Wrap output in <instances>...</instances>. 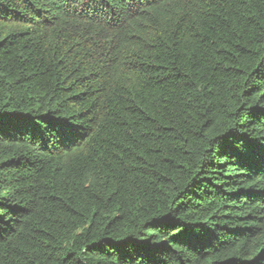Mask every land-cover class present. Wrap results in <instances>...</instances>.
Here are the masks:
<instances>
[{
	"label": "trees",
	"instance_id": "1",
	"mask_svg": "<svg viewBox=\"0 0 264 264\" xmlns=\"http://www.w3.org/2000/svg\"><path fill=\"white\" fill-rule=\"evenodd\" d=\"M0 264H264V0H0Z\"/></svg>",
	"mask_w": 264,
	"mask_h": 264
}]
</instances>
